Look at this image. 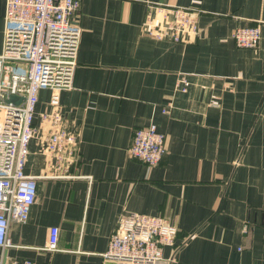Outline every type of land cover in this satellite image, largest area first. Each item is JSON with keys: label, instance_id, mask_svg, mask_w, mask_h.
I'll use <instances>...</instances> for the list:
<instances>
[{"label": "crops", "instance_id": "1", "mask_svg": "<svg viewBox=\"0 0 264 264\" xmlns=\"http://www.w3.org/2000/svg\"><path fill=\"white\" fill-rule=\"evenodd\" d=\"M78 1L77 65L59 107L73 152L47 151L50 126L38 118L51 107L41 90L24 168L35 200L26 222L9 225L0 256L122 264L101 255L120 216L139 213L178 230L155 264H264V0ZM159 6L198 10V36H146L141 25ZM4 9L0 0V52ZM238 27L259 28L255 49L236 47ZM149 122L166 148L153 167L128 153L133 130ZM52 226L57 249L47 251Z\"/></svg>", "mask_w": 264, "mask_h": 264}, {"label": "built area", "instance_id": "2", "mask_svg": "<svg viewBox=\"0 0 264 264\" xmlns=\"http://www.w3.org/2000/svg\"><path fill=\"white\" fill-rule=\"evenodd\" d=\"M78 0H5L2 49L0 52V253L9 247L11 223H24L34 204L36 182L24 173L28 146L37 118L36 104L41 90L49 92L51 111L39 114L50 131L47 151L61 159L72 154L75 138L64 125L60 94L73 85L77 65L80 30L73 23ZM200 12L194 8H155L141 27L146 36L157 41H183L199 31ZM236 47L253 50L258 46V27H238L231 34ZM185 93L189 82L178 78ZM24 98L19 105L5 103L8 95ZM165 112V110H163ZM165 137L153 122L135 128L128 153L147 167L156 166L165 155ZM177 228L166 218L139 213L120 216L108 238L103 260L122 264H155L162 259L164 247H172ZM58 228L48 230L45 246L55 251ZM3 255V254H2ZM0 264H35L31 261H6Z\"/></svg>", "mask_w": 264, "mask_h": 264}, {"label": "water", "instance_id": "3", "mask_svg": "<svg viewBox=\"0 0 264 264\" xmlns=\"http://www.w3.org/2000/svg\"><path fill=\"white\" fill-rule=\"evenodd\" d=\"M23 100H24L23 97L17 96V95H12V94H10L4 98L5 103H11L13 105H19L20 103L23 102Z\"/></svg>", "mask_w": 264, "mask_h": 264}, {"label": "rangeland", "instance_id": "4", "mask_svg": "<svg viewBox=\"0 0 264 264\" xmlns=\"http://www.w3.org/2000/svg\"><path fill=\"white\" fill-rule=\"evenodd\" d=\"M198 34H199V31H198ZM198 34L196 36H194V37H197ZM187 38H193V37L192 36H187Z\"/></svg>", "mask_w": 264, "mask_h": 264}]
</instances>
